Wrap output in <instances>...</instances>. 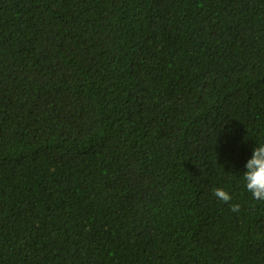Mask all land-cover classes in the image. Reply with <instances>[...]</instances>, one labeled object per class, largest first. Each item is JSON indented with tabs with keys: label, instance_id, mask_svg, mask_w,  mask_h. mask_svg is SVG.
I'll list each match as a JSON object with an SVG mask.
<instances>
[{
	"label": "trees",
	"instance_id": "trees-1",
	"mask_svg": "<svg viewBox=\"0 0 264 264\" xmlns=\"http://www.w3.org/2000/svg\"><path fill=\"white\" fill-rule=\"evenodd\" d=\"M260 143L264 0H0V264H264Z\"/></svg>",
	"mask_w": 264,
	"mask_h": 264
},
{
	"label": "clouds",
	"instance_id": "clouds-1",
	"mask_svg": "<svg viewBox=\"0 0 264 264\" xmlns=\"http://www.w3.org/2000/svg\"><path fill=\"white\" fill-rule=\"evenodd\" d=\"M245 168L242 179L246 192L252 196L253 200L264 202V143L257 144ZM214 196L223 203L230 204L232 212H239L240 204H231L232 194L229 191L216 188Z\"/></svg>",
	"mask_w": 264,
	"mask_h": 264
}]
</instances>
